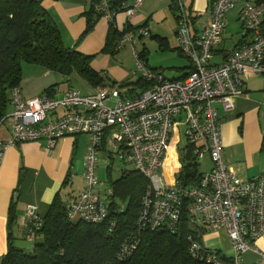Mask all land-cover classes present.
<instances>
[{"label":"built area","instance_id":"obj_1","mask_svg":"<svg viewBox=\"0 0 264 264\" xmlns=\"http://www.w3.org/2000/svg\"><path fill=\"white\" fill-rule=\"evenodd\" d=\"M239 2L238 20L248 39L217 62L214 52L223 41L225 15ZM140 4L141 0L131 5L124 1L120 8H112L109 0H96L94 10L113 23L120 10L131 15ZM170 6L177 19L179 48L190 61L186 76L161 79L135 53L137 69L151 85L133 98H124L116 86H97L88 94L68 89L58 97L43 92L24 98L20 87L15 86L10 91L13 110L8 116L13 121L11 137L0 143V164L3 150L18 142L45 139V148L51 149L60 137L89 135L84 187L68 202L67 212L71 220L99 223L107 215V203L95 191L99 184L96 154L107 134V143L116 148L115 155L131 163L147 180L134 231L118 251L120 259L132 254L141 230L165 227L175 231L186 203L192 222L205 230L224 229L234 252L230 260H223L219 252L189 235L191 256L206 264H244L241 255L264 233V173L243 181L227 165L218 109H232L234 97L246 93L249 79L264 77V0H212L209 21L197 31L189 26L183 0H170ZM132 34H123L115 49L131 41ZM59 108L63 113L54 115ZM179 126L184 128L185 144L196 161L207 155L212 164L189 187H182L177 180L180 149L172 180L164 175L169 149L181 143ZM107 194L111 195L112 190L108 189ZM24 215L29 221L28 236L35 238L42 225L36 207L27 205Z\"/></svg>","mask_w":264,"mask_h":264},{"label":"crops","instance_id":"obj_2","mask_svg":"<svg viewBox=\"0 0 264 264\" xmlns=\"http://www.w3.org/2000/svg\"><path fill=\"white\" fill-rule=\"evenodd\" d=\"M124 1L131 5L135 0ZM183 2L192 31H197L208 23L211 0ZM40 3L56 23L64 45L91 55V67L103 78L105 86H116L125 94L124 98H133L149 88L137 69L135 53L161 79H181L190 70V61L179 48L177 19L170 0H141L140 6L131 15L120 10L113 23L104 17H98L88 31L86 28L89 18H92L93 0H40ZM240 6L241 2L225 15L223 41L214 52L217 62L228 51L248 39L238 20ZM233 23L239 28L232 30ZM139 28H143V31L139 32ZM112 30L117 31L115 40L132 31L131 41L124 42L119 49H105ZM32 65L34 69H31V75H27L29 79L22 78L19 83L24 98L43 92L58 97L68 89H78L81 93L88 94L97 87L91 86L75 71L65 74ZM21 69L24 75L27 67L21 63ZM245 91V94L234 97L232 109H218L222 122L225 161L243 181L264 173V77L250 78ZM12 110L10 102L6 118L0 124V143L11 137L13 121L8 116ZM62 113L63 110L59 108L54 115ZM107 139L106 134L102 148L96 155L105 151L106 146H111ZM89 144V135L77 134L60 137L51 149L45 148V139H38L18 142L3 150L0 164V258L8 251L9 233L14 247L25 252L32 251L36 238L28 236L29 221L24 215L27 205H34L42 220L55 198L66 203L83 189V172ZM179 146L180 144L173 145L167 153L164 167L167 180H172V174L177 168ZM211 166L210 163L209 169ZM123 169L131 168H120L117 176H114L110 172V166H106L107 183H104L98 175L97 157L96 176L99 184L95 191L100 200L108 202L110 178H118ZM12 213L15 214L16 221L9 226L8 220ZM200 241L205 247L224 255L227 260L234 255L224 229L207 230L200 235ZM241 261L244 264H264V233L254 241L251 249L241 255Z\"/></svg>","mask_w":264,"mask_h":264},{"label":"trees","instance_id":"obj_3","mask_svg":"<svg viewBox=\"0 0 264 264\" xmlns=\"http://www.w3.org/2000/svg\"><path fill=\"white\" fill-rule=\"evenodd\" d=\"M95 2L93 0L92 18L86 31L100 17L95 13ZM123 2L109 0L112 8L121 7ZM116 36L117 31L112 30L105 49H115L119 40V37L115 40ZM91 59V55L64 45L56 23L40 0H0V121L10 103L11 89L21 81L22 62L65 74L75 71L91 86H105L103 78L91 67ZM145 82L150 87L151 84ZM179 149L181 169L177 180L182 187H189L199 181L202 173L190 153V146L180 145ZM110 186L112 194L108 196L103 221H73L68 217L69 201L63 203L55 198L41 220L32 251L14 247L9 233L8 251L0 258V264H206L189 253L187 237L192 235L200 241V235L207 230L192 222L186 203L175 231L165 227L141 230L132 254L120 259L118 251L134 231L147 180L134 168L123 169L118 178H110ZM8 221L9 226L15 223V214L12 213ZM219 256L227 261L224 255Z\"/></svg>","mask_w":264,"mask_h":264},{"label":"rangeland","instance_id":"obj_4","mask_svg":"<svg viewBox=\"0 0 264 264\" xmlns=\"http://www.w3.org/2000/svg\"><path fill=\"white\" fill-rule=\"evenodd\" d=\"M239 24H240V22H239ZM237 28H239V26L236 23H233L231 26V29L235 30ZM22 65L26 66L27 69H24V75H22V71H23V69H22L21 79L24 78V79L28 80L29 78H27V75L28 76L31 75V73H32L31 69H34L33 68L34 66L32 64H28L26 62H22ZM179 130H180V135H181L180 145L183 146L186 142V139H185L184 133H183V130H184L183 126H179ZM114 152H115L114 146H106L105 151H100L97 155L98 165H99L98 175L102 178L104 183H107V182H105V180H106L105 167L106 166H110V172L114 176H117L120 168L122 169V168H132L133 167V165L131 163L123 162L122 160H120L117 155L113 154ZM210 163H211L210 159L206 155L198 163L199 172L202 173V172L208 171ZM99 172H101V174ZM105 186H107V184H105Z\"/></svg>","mask_w":264,"mask_h":264},{"label":"water","instance_id":"obj_5","mask_svg":"<svg viewBox=\"0 0 264 264\" xmlns=\"http://www.w3.org/2000/svg\"><path fill=\"white\" fill-rule=\"evenodd\" d=\"M16 197V196H15Z\"/></svg>","mask_w":264,"mask_h":264}]
</instances>
